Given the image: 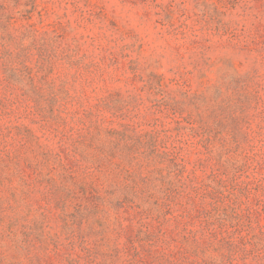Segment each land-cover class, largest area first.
<instances>
[{
  "label": "rangeland",
  "instance_id": "1",
  "mask_svg": "<svg viewBox=\"0 0 264 264\" xmlns=\"http://www.w3.org/2000/svg\"><path fill=\"white\" fill-rule=\"evenodd\" d=\"M0 264H264V0H0Z\"/></svg>",
  "mask_w": 264,
  "mask_h": 264
}]
</instances>
